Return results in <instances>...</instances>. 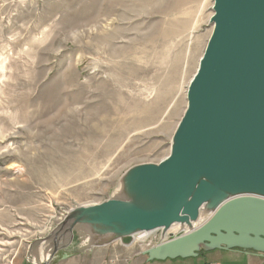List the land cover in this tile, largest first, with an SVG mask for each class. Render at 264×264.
<instances>
[{
  "label": "rangeland",
  "instance_id": "obj_1",
  "mask_svg": "<svg viewBox=\"0 0 264 264\" xmlns=\"http://www.w3.org/2000/svg\"><path fill=\"white\" fill-rule=\"evenodd\" d=\"M88 1L0 0V264L38 263L68 213L113 199L126 172L169 156L213 29V0L175 29L183 35L171 32L182 0H98L94 22L69 27ZM73 235L59 260L144 262L161 241L88 250Z\"/></svg>",
  "mask_w": 264,
  "mask_h": 264
},
{
  "label": "water",
  "instance_id": "obj_2",
  "mask_svg": "<svg viewBox=\"0 0 264 264\" xmlns=\"http://www.w3.org/2000/svg\"><path fill=\"white\" fill-rule=\"evenodd\" d=\"M212 12V33L170 154L157 165L138 166L131 176L149 208L106 202L77 209L47 238L52 247L35 264H49L67 249L77 224L101 235L115 225L125 233L164 231L196 221L215 196L220 204L205 224L144 251L146 262L234 250L264 257V0H213ZM237 192L261 197H234Z\"/></svg>",
  "mask_w": 264,
  "mask_h": 264
},
{
  "label": "bare ground",
  "instance_id": "obj_3",
  "mask_svg": "<svg viewBox=\"0 0 264 264\" xmlns=\"http://www.w3.org/2000/svg\"><path fill=\"white\" fill-rule=\"evenodd\" d=\"M97 1L98 0H89L88 2H86L81 7L79 13L75 14L74 16L72 15V17L70 19L66 18L68 26L69 27L71 25H75L76 26L78 24V22H77L78 20H80L81 23H92V22H94V20L96 18L95 19L94 18L91 19V18H92V15H93V12H92L93 8L96 5ZM206 1L207 0H182L181 3H184V4L177 8V9H179L178 10L179 13H178V16H177L176 20L174 21V24L171 25V27H172L171 32L178 33L177 31H175V29L176 28L180 29V26H181L182 23L183 24H187L192 19V15H193L194 12H195V14L196 13H200V11H202V9H204ZM154 5L155 4H152L150 9H153ZM212 8H213V6H212ZM173 11H175V9ZM209 24H210V20H209ZM178 34H181V35L184 34L183 28H181V32L178 33ZM109 52H110V50H109ZM116 76H117V78H115L116 79L115 83H118V85H122V82H121L122 80L120 79V78H122V76H118V75H116ZM188 87H189V85H188ZM187 90H188V88H187ZM49 93H52V92L48 91V94H46L45 96H47L48 102L51 105V106L48 107V109L51 111V109L53 108L52 104L55 105L56 101H54V99L52 97H50L51 94H49ZM68 106H69V103L65 102L64 108H67ZM92 117H95V115H93ZM144 165H146V164H144ZM139 166H142V165H139ZM137 167L138 166L132 168L131 170L126 172L125 175H123L121 177L120 182H119V187H118V190H117V192L115 194V197L113 199H110V200L105 201L103 203H106V202H120V203H125V204H131L133 206L141 207V208H144V209H148L149 208V204L147 202V198H145L143 200L142 196L140 195V192L137 190L138 186L134 185V183L131 182L132 173H134V169H136ZM237 194H235L234 197L235 196H237V197L238 196L239 197H242V196L243 197H250V196H252V197H257V198L261 197V196L256 195V194L252 195V194H249V193H238L237 192ZM226 197L227 198H232L231 194H229V193L227 194ZM219 204H220V201L218 199V196H215L214 199H213V202H211V203L207 202L206 204H204L199 209L198 217H197L196 221L188 222V223H185V224H183V223L175 224V225L171 226L169 229L164 230V231L163 230H158V231H154V232L153 231L152 232H145V231L135 230L132 233H125V231L121 227H118V226L115 225L114 227H112L110 229L109 233L101 235L99 233H96V234L92 233L91 229H90V226L77 224L76 227L74 228V232L77 234V236L80 239L85 238V240H87V239L90 240L88 243H89V245L91 247L88 250H90L92 248H95V247L108 246L110 244L117 243V242L123 247H130L134 242L135 243L145 242V240L149 236H151V235H153L155 233H158L161 236V241L156 245V246H160V245H162L164 243L169 242L170 240H173V239L179 237L180 236V232H184L185 231L184 233H188V232H192V231L200 228V226L205 224L207 222V220L211 217V215L213 213H215V211H216L215 208ZM91 207H93V206H91ZM83 208H89V207H83ZM78 209H81V208H78ZM76 210L71 211L70 213L67 214V216H69L70 214H72ZM97 228L98 227H94V229L93 228L92 229L93 230H97ZM180 229H183L184 231H179ZM176 231H177V233H175V235L176 234L177 235L175 237H173L171 239H168V240L167 239L165 240V236L167 234L173 233V232H176ZM95 243H102V245H96ZM80 251H84V250H80ZM234 251H239V250H234ZM240 252H243V251H240ZM248 252L253 253L251 251H248ZM248 252H244V253H248ZM253 254H256V253H253ZM257 255H259V254H257ZM45 258L46 257H43V259H45ZM43 259L41 261H39V263H42ZM35 260H36V258H35ZM176 260H182V259H176ZM184 260H187V259H184ZM170 261H173V260H170Z\"/></svg>",
  "mask_w": 264,
  "mask_h": 264
},
{
  "label": "crops",
  "instance_id": "obj_4",
  "mask_svg": "<svg viewBox=\"0 0 264 264\" xmlns=\"http://www.w3.org/2000/svg\"><path fill=\"white\" fill-rule=\"evenodd\" d=\"M102 252L93 255L85 256H69L68 258H53L49 264H103V258L101 259ZM264 264V257H261L253 253H244L240 251L222 252L216 251L212 253H203L196 259L187 260H167L164 262H127L126 264ZM26 264V263H25Z\"/></svg>",
  "mask_w": 264,
  "mask_h": 264
},
{
  "label": "built area",
  "instance_id": "obj_5",
  "mask_svg": "<svg viewBox=\"0 0 264 264\" xmlns=\"http://www.w3.org/2000/svg\"><path fill=\"white\" fill-rule=\"evenodd\" d=\"M105 264H116L115 261L113 260H109L108 262H106ZM212 264H215V263H212Z\"/></svg>",
  "mask_w": 264,
  "mask_h": 264
},
{
  "label": "flooded vegetation",
  "instance_id": "obj_6",
  "mask_svg": "<svg viewBox=\"0 0 264 264\" xmlns=\"http://www.w3.org/2000/svg\"><path fill=\"white\" fill-rule=\"evenodd\" d=\"M215 252H216V251H215ZM211 253H212V252H211ZM200 254H201V253H200ZM200 254H199V255H200ZM202 254H203V253H202Z\"/></svg>",
  "mask_w": 264,
  "mask_h": 264
}]
</instances>
